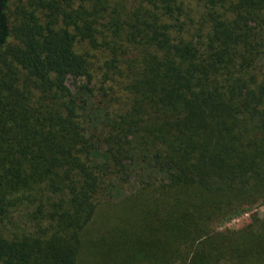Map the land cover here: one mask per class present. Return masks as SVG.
<instances>
[{"label":"trees","instance_id":"16d2710c","mask_svg":"<svg viewBox=\"0 0 264 264\" xmlns=\"http://www.w3.org/2000/svg\"><path fill=\"white\" fill-rule=\"evenodd\" d=\"M264 0H0V264H264Z\"/></svg>","mask_w":264,"mask_h":264},{"label":"rangeland","instance_id":"374dc122","mask_svg":"<svg viewBox=\"0 0 264 264\" xmlns=\"http://www.w3.org/2000/svg\"><path fill=\"white\" fill-rule=\"evenodd\" d=\"M252 213L258 214L260 217L264 218V204L254 207L251 211L242 213L240 215L234 216L231 219H228L217 225L219 230L224 229H238L246 224Z\"/></svg>","mask_w":264,"mask_h":264}]
</instances>
